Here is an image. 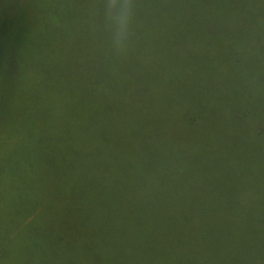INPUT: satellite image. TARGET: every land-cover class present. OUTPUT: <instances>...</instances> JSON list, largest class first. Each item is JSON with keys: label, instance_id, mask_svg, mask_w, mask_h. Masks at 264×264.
<instances>
[{"label": "rangeland", "instance_id": "rangeland-1", "mask_svg": "<svg viewBox=\"0 0 264 264\" xmlns=\"http://www.w3.org/2000/svg\"><path fill=\"white\" fill-rule=\"evenodd\" d=\"M108 4L0 0L6 14L23 19L16 21L25 22L30 40L47 42L49 54L57 43L77 42L87 26H114V34L102 36L116 41L115 12ZM128 4L120 41L211 42L215 37L202 33L221 27L236 31L215 40L239 41L238 60L225 71L219 89L189 113L198 117L196 126L175 119L151 125L129 136L102 165L92 164L1 206L0 264L106 262L113 243L124 247L129 237L156 235L165 224L174 230L177 221L189 224L204 215L207 202L235 199L247 185L264 186V135L255 133L258 124L264 125V103L249 115L240 108L264 46V0Z\"/></svg>", "mask_w": 264, "mask_h": 264}, {"label": "trees", "instance_id": "trees-1", "mask_svg": "<svg viewBox=\"0 0 264 264\" xmlns=\"http://www.w3.org/2000/svg\"><path fill=\"white\" fill-rule=\"evenodd\" d=\"M0 12L2 208L102 165L129 136L151 125L175 119L196 126L198 117L189 113L219 89L238 60L239 41L215 40L236 31L221 27L202 33L215 37L211 42L117 43L102 36L114 34V26H87L77 42L57 43L58 52L49 54L47 42L30 40L25 22L16 21L23 19ZM245 88L240 108L249 115L264 103V46ZM255 133L263 136L264 125ZM259 195L264 197L263 185H247L235 199L207 202L205 214L189 224L177 221L174 230L161 225L156 235L139 233L124 247L113 243L98 264H264Z\"/></svg>", "mask_w": 264, "mask_h": 264}, {"label": "clouds", "instance_id": "clouds-1", "mask_svg": "<svg viewBox=\"0 0 264 264\" xmlns=\"http://www.w3.org/2000/svg\"><path fill=\"white\" fill-rule=\"evenodd\" d=\"M108 7L110 10L115 12V20L117 25V36L116 42L119 43L126 32L128 25V0H123V2H118V0H109Z\"/></svg>", "mask_w": 264, "mask_h": 264}]
</instances>
